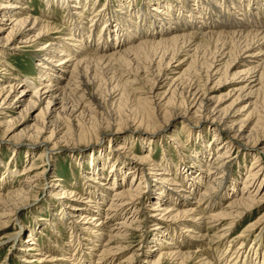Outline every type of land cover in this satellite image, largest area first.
Masks as SVG:
<instances>
[{"label": "bare ground", "instance_id": "6f19581e", "mask_svg": "<svg viewBox=\"0 0 264 264\" xmlns=\"http://www.w3.org/2000/svg\"><path fill=\"white\" fill-rule=\"evenodd\" d=\"M138 1L106 0L100 6V0H44L37 17L32 1L0 0V144L13 155L26 146L32 151L26 157L40 153L39 165L44 164L25 167L22 176L33 177L16 188L7 162L0 182V228L20 222L61 145L101 133L102 107L87 87L90 79L107 78L116 90L114 101L124 92L135 99L133 123L125 129L158 128L159 137L177 119L195 117L197 133L176 130L161 145L141 140L148 152L130 148L124 159L115 157L121 150L103 155L105 141L116 140L114 131L76 149L94 153L88 158L90 173L81 175L88 197L57 178L48 198L56 222L51 226L58 235L62 228L75 234L74 244L61 247L57 235L43 248L32 227L27 244L18 248L22 264H134L144 253L146 264H264V213L231 240L264 207V0H142L140 8ZM57 10L68 26L65 33L50 21ZM25 47H38L44 56L37 76L13 75L8 82L4 68L14 69L8 57ZM225 86L230 91L218 100L215 94ZM227 100L233 101L223 107ZM37 110L32 128L16 133ZM211 131L217 145L208 151ZM156 145L163 149L159 163ZM238 150L243 158L253 157L242 189L238 176L228 175L240 165ZM18 228L13 244L22 241ZM137 234L142 240L131 248Z\"/></svg>", "mask_w": 264, "mask_h": 264}, {"label": "rangeland", "instance_id": "374dc122", "mask_svg": "<svg viewBox=\"0 0 264 264\" xmlns=\"http://www.w3.org/2000/svg\"><path fill=\"white\" fill-rule=\"evenodd\" d=\"M27 1L28 2L32 1L31 6H32V9L34 10L32 14L34 16H37V17H42L41 11H43V9L45 7L43 4L44 0H27ZM105 1L106 0H100V6L103 3H105ZM152 1H154V0H152ZM141 2H142V0L138 1V5H139L138 7L139 8L142 5ZM153 4H156V3H153ZM145 5H147V3ZM114 6L118 7V3L114 2ZM53 18L54 19H52L50 21L51 22L53 21V23L60 28V31L63 30V32L65 33L68 26L65 25V23L63 21V19H64L63 12L57 10L55 13V17H53ZM6 25H7V23H6ZM88 26H90V25H88ZM8 27L9 26L7 25L5 28L8 29ZM94 29L95 28H93V30ZM8 33H9V31H6V33L4 35H2V37L5 38ZM66 33H68V32H66ZM92 34H94V32ZM95 36L97 39V37L99 36V33L96 32V34L94 35L93 38H95ZM114 39H115V37H114ZM44 43H47V41L40 43L39 48L42 46L41 44H44ZM37 50H38V47L37 48L25 47L19 51H15L14 54H12L11 56L8 57L7 61L9 62L10 66H12L14 68V69H7V67L4 68V69L8 70V73H9L6 75L4 74V76H6L8 78V82H9V80L13 79V77H14L13 75L19 76L21 74H24V75L30 76L32 78H35L37 76V70L39 68L38 65L40 63V60L43 59V57H44V56H42L43 54H40V52H38ZM233 73H235V71ZM117 78H118V76H117ZM151 78H152V76H150V79ZM163 81H165V80H163ZM118 82H119V80L116 81V83H118ZM88 83H89V85L87 87V90H88L87 94L89 93V94L93 95L94 97H96L98 103L101 105L100 107H102V108L98 109V111L101 114L100 117H102L101 119L105 122V125H103L102 129L99 130L98 132L106 134V133H111L114 131V132H117V134H118V135H116L117 136L115 138L116 140L113 141V143L109 144V143H107V141H105L106 145L104 143L103 155L105 153L110 152L111 150H121L119 153H122V156H120L119 153H117L118 157L117 156H115V157L120 158V159H124L125 155L127 158V154L130 151V148H134L133 152H136V153L137 152L140 153V150H144V154L148 152V151L145 152V150H146L145 145L141 142V140H144V139L158 140V142L156 141L157 144L161 145V143L168 144L169 143L168 142L169 137L171 135L173 136L175 134L174 131H176V130H178L180 132L179 134H181V135L183 133L185 134L186 132H189V134H190L191 133L190 131H192V135H194V136L197 133V132H195V129H196L195 124L197 123L198 120L195 117H193L194 119L191 118L190 120L177 119L176 124L171 125L172 124L171 123L170 127H168L167 130H164V132H161V136H159V137L156 136L158 134H155L158 128L146 131V132H152V133H145V131L143 132V129L142 130L140 129V131L137 130L138 131L137 133H134L136 130H132V128L125 129V127H130V125H132L133 118L135 115V111L133 109L135 106V102H134L135 99H133V95H130L129 93L124 92L121 100L116 102L113 100V95H115L116 90L113 89V87H114L113 84L111 85L109 83V79H107V78H105V79L104 78L93 79V80L90 79L88 81ZM24 88L26 89V86ZM121 90L122 89L117 90V93H118V91H119V93H121L120 92ZM144 91H147V90H144ZM160 91H157V93H161ZM229 91H230V87L225 86L220 91H217L215 96L218 97V100H220L221 98L225 97V95H227V93ZM111 93H114V94H111ZM232 101L233 100H230V101L227 100L226 102L222 103L223 107L229 106L232 103ZM39 112H40V110H37L34 115L32 114V117H30V116L27 117V120H30V121H28V123L25 124L24 126H22L20 129H18L16 133L21 132L22 129L32 128V125L35 123V120H36ZM18 115H16L15 117H18ZM109 118H110V120H109ZM166 121H167V119L165 120V122H163L162 126H164ZM107 122L112 124L111 128L107 127V125H106ZM125 125H127V126H125ZM119 127L120 128L123 127L122 130L118 131L117 128H119ZM101 133L100 134L93 133L92 134V136L94 135L93 137H90V138H88L82 142L80 141V142H75V144H69L67 147H64V145H61V148H59V149H62V150L56 154H53V156L50 157L51 160L49 161V164H47L48 173L46 174V178L44 180L45 182H43V184L39 187L38 191L36 190V192H34V194H32L31 196L28 197V199L26 201L27 204L25 205V207L22 209V211L20 213L21 214L20 215V217H21L20 222L15 223V221L13 220L10 224L6 225L3 228H0V264H22L23 260L17 258L18 257L17 253H19L18 248L25 246V244H27L25 242L29 236L28 232L30 233V229L32 227L37 229V231H38V242H39V245H41L42 247L43 246L47 247V245H48V247H50L53 242L57 241L56 236L58 235V232H56L54 226L53 227L51 226V224H55L56 222L53 220V214H51L52 212L50 211V209L48 210V203H49L48 198H49V195L51 194V190H52L54 180H56L57 178H61L64 181L63 184L67 185L69 188H73V189L75 188L74 191H76L79 194L83 190V184H84V182H82L83 178L81 177V175L84 173L85 174L90 173V171H91L90 167L91 166L89 165L88 158L91 159L92 155H94V153L92 152L91 149H88L87 151H85L83 153H81L80 150H76V149H82L85 146H87L88 143H92L93 141L99 140L101 137ZM203 133H204V129H203ZM159 135H160V133H159ZM213 136H214V134L212 131L209 132L207 135V143H208L207 146L209 145V147L207 149L208 151L213 150V149L215 150V147L217 145V144H214V140H212ZM179 138L183 139L184 137L180 136ZM0 139L1 140L4 139V132L1 133V130H0ZM134 140L136 142H134V144H131V142H133ZM160 141H161V143H160ZM241 143L243 144L244 141H242ZM159 145H156V151L154 153V159L158 163L162 160V157H163L162 156V152H163L162 150L163 149ZM105 146H106V148H105ZM72 148H75V150L71 151L70 149H72ZM199 148L201 149V147H199ZM240 149L242 150V148H239V150ZM239 150L236 153L235 157H238V159H240L238 162V163H240V165L239 164H236L234 166L231 165V168H232V166H233V168L231 169V173L228 175H230V177H232L234 179L236 178L235 176H238L237 179H239V181H240V183H239L240 189H242V182H243L242 178L243 179L245 178V176L247 174V168L249 169L251 167L252 162H253V159H252L253 157H249V158L244 157L243 158L242 153H239ZM171 151H172L171 154L173 153V155L175 156V154H174L176 152L175 149H172ZM28 152H32V151H29L28 148L26 146H24L19 151L18 155H13V152H11L10 147L8 145L0 144V161L5 162V163L0 164V182L1 183L3 180L2 179L3 174L6 171V164L8 161H9V168L12 167L11 170L14 173V175L16 176V179L13 183L16 188L20 187L21 185L24 186L25 184L23 185L21 183H23L27 178L32 179L33 176H30V175L29 176H22L24 174L23 170L26 169L25 167H27L30 163L35 161V164H37L38 167L44 166L43 163L41 165H39L41 163V161L38 159V155H40V153L38 155H32L31 157L30 156L26 157V155H27L26 153H28ZM250 152L251 151H248V153H250ZM114 154L115 153L113 152V155ZM98 156H99V153H98ZM213 156L214 155H212L210 157V165H212L215 161V156L214 157ZM173 158H174L175 162L176 161H177V163L179 162L177 156H175ZM244 159H246V160H244ZM81 160H82L83 165H81ZM12 162H14V163H12ZM37 162H39V163H37ZM11 163H12V165H11ZM242 166H243V168L241 169ZM49 168H52V171ZM245 168H246V170H245ZM204 174H206V172H204ZM76 175H77V177H76ZM78 182L81 184H79ZM130 183H131V181H130ZM71 184H72V186H71ZM5 190H7V189H5ZM5 190L2 193H5ZM86 193H88V192H86V190L82 191L81 195L84 194V198H87L88 195ZM111 195H113V194H111ZM111 199H112V196H110V200ZM224 204H226V202ZM58 206H59L58 208H61V209L63 207L60 203ZM58 208H56V209H58ZM261 213H264V207L261 209V211L254 214V216L250 220V222H247V224H244V225L242 224L241 228H239L236 231V233L231 238V240L234 239L235 237H237L238 235H240L243 232V229H245V227L248 226L250 223H254L255 221H257V219ZM125 216H127V215H125ZM61 219L62 220L66 219L65 215H61ZM18 226H20L21 230L23 231V233L21 234L22 235V241L19 244H18V242L13 244V241L10 240V238L12 237L13 234H17L18 230H20L18 228ZM61 231L63 232L62 233L63 236L60 235L61 233L58 235L59 237L57 236V238L59 239L58 245H60L61 247H68V245H70L69 242L71 244H74V242H72L73 241L72 237L75 234L71 237V234L69 233V231L66 233L67 230L65 228H62ZM216 232H218V231H216ZM216 232L210 233V236L213 237V235ZM39 233H40V235H39ZM140 236L141 235L137 234V235L132 237L133 239L130 240L131 248H132V246L134 247L139 242H141L142 238ZM150 237H151V234L148 233L145 237V240L147 241ZM49 240H51V241H49ZM253 240H254V237H251V238H248L246 242L250 243ZM150 241L151 240H149V242ZM213 245H218V244H213ZM100 248L101 247L99 246L98 249L100 250ZM99 250L97 251V253L99 252ZM134 250L135 249H133L131 252H133ZM146 251H147V249H145L144 252H146ZM44 252H46V251H44ZM144 254H140L139 258L137 259L138 261L136 260L134 262V264H146V263H143L147 258L146 254L145 255ZM148 258H152V257H148Z\"/></svg>", "mask_w": 264, "mask_h": 264}]
</instances>
